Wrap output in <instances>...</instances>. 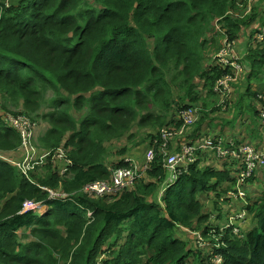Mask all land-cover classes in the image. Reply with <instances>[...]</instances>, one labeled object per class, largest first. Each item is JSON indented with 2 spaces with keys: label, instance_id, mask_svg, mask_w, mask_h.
<instances>
[{
  "label": "trees",
  "instance_id": "trees-1",
  "mask_svg": "<svg viewBox=\"0 0 264 264\" xmlns=\"http://www.w3.org/2000/svg\"><path fill=\"white\" fill-rule=\"evenodd\" d=\"M226 37L247 56L224 107L214 88L234 73L213 56ZM263 37L264 0H0V264H264V169L239 186L236 162L215 153L217 163L198 153L187 169L164 168L165 150L205 138L264 150ZM190 108L198 120L164 147L163 132H179ZM10 114L49 123L41 173L17 168L25 154ZM235 115L239 126H227ZM124 138L131 147L116 146ZM135 166L140 177L122 191L84 192ZM26 202L50 211L24 213ZM187 230L220 238L218 247L194 249L177 236Z\"/></svg>",
  "mask_w": 264,
  "mask_h": 264
},
{
  "label": "built area",
  "instance_id": "built-area-1",
  "mask_svg": "<svg viewBox=\"0 0 264 264\" xmlns=\"http://www.w3.org/2000/svg\"><path fill=\"white\" fill-rule=\"evenodd\" d=\"M254 1L255 0H248V3L251 4ZM216 30L218 31V28H216ZM262 40H264V37L262 38ZM240 46L243 45L236 43V41L231 42L229 41V38L226 37L223 42L222 48L216 55L213 56V61L215 62V64L229 68L234 73V75L229 74L226 77L222 78L215 85L214 91L221 96V101L219 103L220 106L226 107L227 97L232 91V86L234 85V83L238 82L241 75H243L245 72L243 63L247 56V48L245 46ZM259 99L264 100V94H260ZM260 115L261 119L264 122V107H262V109L260 110ZM9 116L8 121L11 123L12 127L19 129L12 123V121L15 122L14 119L12 121L9 120ZM198 117V108H190L181 111L180 118L183 121V126L177 133H172L168 130L163 132L164 147H166L169 141L175 136H183L185 134L186 128L189 126H193L198 120ZM18 119H24V122L26 124V132L23 131V133L21 134L22 140L25 144L26 136L29 135L28 133L31 134L32 132V126L31 123L24 117H18ZM226 145H229V147H226ZM164 152V168L173 173H176L178 167H180L181 165H185V168L187 169L190 165L195 164L198 159V153H215L219 159H229L231 161H234L236 162V169L233 171L232 175L237 178L236 184L239 186L245 185L258 171L264 169V150L256 149L251 145L236 144L235 142L226 144L223 139L214 140L212 138H205L199 146L183 145L177 153H168V151L166 150ZM59 153L62 154V159H65L64 154L62 152ZM46 157L47 156L43 155L42 157H40V159L35 160V164L37 166L33 168L34 171L38 166L44 164V160L46 159ZM153 160L154 153L152 151L148 154V164ZM65 162L66 164H69L68 161ZM13 165L15 164L13 163ZM147 166L145 170L148 168ZM137 167L138 166H135L134 168L123 167L121 169H110V171L113 173V179L111 182H96L93 184H89L84 188V192L90 195L98 196L118 193L127 186L131 185L138 177H140L137 172L139 170V167ZM44 190L49 192L51 198L65 197V195L60 192L55 193L48 188H45ZM23 212H38L40 215H44L47 214L48 207L42 206L41 204H37L35 202H26L23 206ZM236 219L243 220L244 214H240L236 217ZM235 230L236 228L234 229V231Z\"/></svg>",
  "mask_w": 264,
  "mask_h": 264
},
{
  "label": "rangeland",
  "instance_id": "rangeland-1",
  "mask_svg": "<svg viewBox=\"0 0 264 264\" xmlns=\"http://www.w3.org/2000/svg\"><path fill=\"white\" fill-rule=\"evenodd\" d=\"M234 84H236V83H234ZM253 84H255V83H253ZM205 95L206 94H204V96ZM246 101L248 102V100H246ZM2 105H4V100L1 98V95H0V110L2 111V113H4L3 110H2L3 109ZM253 108H254L253 106H250V105L247 106L245 104V106L243 108V109H245L244 115L246 114V115L250 116V118L252 119L251 116H252V113H253ZM9 109L13 110L12 107H9ZM47 110H48V107L47 108L45 107V108L42 109V112L46 113ZM13 119L15 120V122L12 121ZM9 120L12 121V123L14 124L15 127L19 128L18 130L21 132V134L23 133V131L26 130L25 129V125L26 124L24 122V119H18L14 115L10 114ZM238 120H239V116L235 115L234 116V121L233 122L232 121H228L227 122V126H229V127L239 126ZM37 122H38L37 125H33L32 126L31 134L28 133L29 135L26 136V139L23 137L25 139V144H24V142H22L23 143V149H24V150H22V152H24L25 158L20 164H16L17 168H19L20 170L24 171L23 173L26 174V175H28L31 171L35 172L33 170V168L35 166H37L35 164V160L37 159L36 158V153H39L37 145H39V143H40V141H39L40 138L47 132V130L50 127L48 122H45V121H43L41 119H39ZM190 127H192V126L187 127L185 132L188 131V129ZM212 128L215 130L214 126H212ZM148 130L149 129H141L140 131L134 130V132H135V134H134V142L136 141L137 143H139L141 141V139L145 138L146 133H143L142 131L147 132ZM243 133L248 135V134H250V130L248 129L247 133H245V132H243ZM115 144H116L117 147H120V146H122V147L123 146L131 147L132 146V143L127 138H124L121 141L115 142ZM55 154H56V160H65V159H62V154L61 153H55ZM217 161L218 160L216 159V157L213 156L212 154H210L208 152L204 153V163L205 164H211L213 162L217 163ZM118 169H121V168H118ZM44 176H45V173H44ZM260 176H262V175H259V177H257V178H261ZM261 179H262V183H263L262 186H264V178H261ZM248 188H250L251 190H257L258 186L254 185V186H249ZM259 189H261V188L259 187ZM230 194L234 195L235 193L231 190ZM246 194H247L246 191H242V193L239 194L238 196H239V198H241L243 200L244 199L246 200L247 196H248ZM255 196H256V193L252 194V198H254ZM232 219L236 220V218H233V216H232ZM245 219H246V215H244L243 222L240 224V226H236V230L234 231L235 234H237L239 231H242L243 227L246 226V223H245L246 220ZM232 222H234V221H232ZM180 230H181L180 233H184V232H182L183 231L182 229H180ZM180 233L177 232V236H181V237L185 238L186 240L192 241L191 243H192L194 249H196V250L199 249V250H203V251L206 252L209 249H211V247L212 248L213 247H218V245H219L220 238L210 237L208 239L211 242L210 243L209 241H205L200 236V233H194V232L190 233L189 230H187V235H183L182 236ZM194 236H195V239H193ZM218 263H220V260H218Z\"/></svg>",
  "mask_w": 264,
  "mask_h": 264
},
{
  "label": "clouds",
  "instance_id": "clouds-1",
  "mask_svg": "<svg viewBox=\"0 0 264 264\" xmlns=\"http://www.w3.org/2000/svg\"><path fill=\"white\" fill-rule=\"evenodd\" d=\"M0 158H2L3 159V157H0ZM10 162V161H9ZM44 165V164H43ZM43 165H41V166H43ZM41 166H38L37 168H36V170H35V172H32V173H34V174H39V173H41V171H40V167ZM50 210H49V208H48V212H49ZM47 212V213H48ZM26 213H28V212H26ZM34 214H37V215H39V216H44V215H46V214H44V215H40L38 212H34Z\"/></svg>",
  "mask_w": 264,
  "mask_h": 264
},
{
  "label": "crops",
  "instance_id": "crops-1",
  "mask_svg": "<svg viewBox=\"0 0 264 264\" xmlns=\"http://www.w3.org/2000/svg\"><path fill=\"white\" fill-rule=\"evenodd\" d=\"M243 46H245V43L243 44ZM243 46H240V47H243ZM178 146V145H177Z\"/></svg>",
  "mask_w": 264,
  "mask_h": 264
},
{
  "label": "bare ground",
  "instance_id": "bare-ground-1",
  "mask_svg": "<svg viewBox=\"0 0 264 264\" xmlns=\"http://www.w3.org/2000/svg\"><path fill=\"white\" fill-rule=\"evenodd\" d=\"M224 40V39H223Z\"/></svg>",
  "mask_w": 264,
  "mask_h": 264
}]
</instances>
